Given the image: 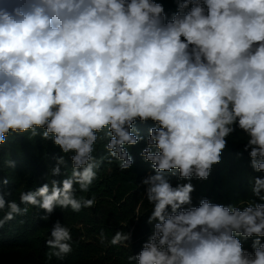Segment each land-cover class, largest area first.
<instances>
[{"label":"clouds","instance_id":"clouds-1","mask_svg":"<svg viewBox=\"0 0 264 264\" xmlns=\"http://www.w3.org/2000/svg\"><path fill=\"white\" fill-rule=\"evenodd\" d=\"M173 2L169 15L163 0H0V153L25 135L59 149L48 182L19 202L2 175L15 161L0 162V240L30 208L43 221L95 208L84 194L101 166L132 169L130 149L144 142L152 173L136 187L151 234L127 264H264V0ZM149 124L145 137L138 125ZM230 139L262 174L249 180L252 197L193 204L191 181L209 179ZM127 225L110 240L101 231V244L130 248ZM72 243L57 220L48 259L64 260Z\"/></svg>","mask_w":264,"mask_h":264},{"label":"trees","instance_id":"trees-1","mask_svg":"<svg viewBox=\"0 0 264 264\" xmlns=\"http://www.w3.org/2000/svg\"><path fill=\"white\" fill-rule=\"evenodd\" d=\"M166 12L169 15L175 10L173 0H163ZM149 125H138L140 132L147 136ZM141 142L130 149L134 158L133 168L121 172L117 162L110 166L105 162L98 172V179L93 183L88 193L95 195L97 203L93 209H85L74 213L70 209H56L48 221L39 219L42 213L36 208H30L26 217H17L4 229L3 239L0 240V264H127V257L140 251L142 243L151 234V226L146 224L147 213L151 205L145 203L139 219L135 217L136 199L134 195L143 192L136 187L141 178L152 173V168L141 156L140 151L145 147ZM243 148V141L233 142L231 139L223 153L222 162L213 167L210 177L206 181L193 179L195 186L192 193L193 204H198L201 198H208L214 203H235L238 200H247L252 197L251 177L262 175L256 173L249 163L247 153L238 158L237 153ZM59 153L51 141H41L39 137L32 140L25 136L9 137L8 144L0 153V162L11 158L15 161V169L4 167L3 176L9 180L6 189L12 191L9 199L19 202L21 191H27L48 182L49 169L55 166L53 157ZM98 154H103L102 147L98 146ZM69 172L71 162L69 160ZM109 167L111 171H109ZM67 173L62 169L60 177L63 179ZM170 181H179L177 176H169ZM79 195V193H78ZM259 202V201H258ZM20 219L25 220L20 224ZM59 220L71 229L73 238V251L64 260L56 257L48 259L49 249L44 247V240L49 228ZM128 223L123 230L132 233L130 248L111 246L105 241L100 242V233L103 231L110 240L112 235ZM252 240L244 242L245 249L251 251Z\"/></svg>","mask_w":264,"mask_h":264},{"label":"rangeland","instance_id":"rangeland-1","mask_svg":"<svg viewBox=\"0 0 264 264\" xmlns=\"http://www.w3.org/2000/svg\"><path fill=\"white\" fill-rule=\"evenodd\" d=\"M134 197H135V199L137 200L136 201V205L138 206H140V210L142 209V207H143V205L145 204V203H147V201L146 200H144V194H143V192H140V193H138V194H136V195H134ZM143 200V204L141 205V201ZM137 206H136V208H137ZM137 219V218H136Z\"/></svg>","mask_w":264,"mask_h":264}]
</instances>
